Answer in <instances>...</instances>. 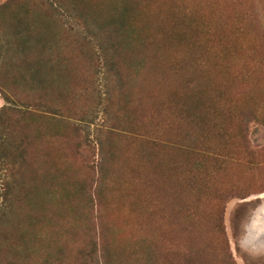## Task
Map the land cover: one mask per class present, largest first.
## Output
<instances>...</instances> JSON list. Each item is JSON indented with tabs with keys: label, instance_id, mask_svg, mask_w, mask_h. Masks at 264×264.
I'll use <instances>...</instances> for the list:
<instances>
[{
	"label": "rangeland",
	"instance_id": "rangeland-1",
	"mask_svg": "<svg viewBox=\"0 0 264 264\" xmlns=\"http://www.w3.org/2000/svg\"><path fill=\"white\" fill-rule=\"evenodd\" d=\"M7 10L0 108L24 149L0 165V264H264V0Z\"/></svg>",
	"mask_w": 264,
	"mask_h": 264
},
{
	"label": "trees",
	"instance_id": "trees-1",
	"mask_svg": "<svg viewBox=\"0 0 264 264\" xmlns=\"http://www.w3.org/2000/svg\"><path fill=\"white\" fill-rule=\"evenodd\" d=\"M11 2V3H10ZM55 3H53L54 5ZM12 5V0H9L5 3L0 4V17L1 19H5V17H11L8 16V10ZM56 5V4H55ZM16 13L17 17L15 20H9L8 25H10L11 27H14V29H17V27L21 24L24 23V28L29 32L32 27L30 26L31 24L28 23L24 16L25 14H20L19 11L14 12ZM27 19V16H26ZM8 28V27H7ZM10 29V28H9ZM11 30V29H10ZM16 31V30H14ZM17 35L14 37V39L9 40L7 42V45H10L12 47H17V44L19 42L25 43L26 40L24 39V35L21 33V31L17 30ZM19 32V33H18ZM17 37V38H16ZM16 38V39H15ZM16 61H20L23 62V64L25 65L24 70L27 72V74L25 76H27L29 82H32V78L34 79V77L37 75H40V68L36 67V63L35 61H32L31 59L28 60L25 57H21L17 54V60ZM37 62V61H36ZM35 68V69H33ZM33 69V70H32ZM2 69H0V73ZM8 72H6L5 75H7ZM20 75L21 78H24V71L21 70L20 71ZM20 79V80H23ZM2 89V87H0ZM4 89V88H3ZM5 99L9 100L8 96L5 97ZM16 113V109L13 106L9 105H4L0 108V165H2L5 168H9V166H12L13 168L16 166L15 163V158L17 157H21L22 156V150L24 149V140L23 137L20 136H16L14 137L12 135V129H11V124L9 123V120L15 115ZM25 138V137H24ZM13 182V180H12ZM12 182H5L3 184V194L5 196V199H7L8 194L7 193H12Z\"/></svg>",
	"mask_w": 264,
	"mask_h": 264
}]
</instances>
